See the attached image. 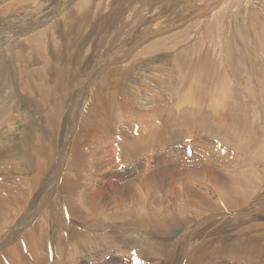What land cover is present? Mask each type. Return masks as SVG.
<instances>
[{"label": "rangeland", "instance_id": "1", "mask_svg": "<svg viewBox=\"0 0 264 264\" xmlns=\"http://www.w3.org/2000/svg\"><path fill=\"white\" fill-rule=\"evenodd\" d=\"M64 2L65 4H67L66 0H0V7L2 8V9L0 8V14H1L0 16V79L3 82L8 81L7 83H9L10 85L9 87L3 86L0 89V98H1L0 99V105H1L0 109L5 107V111H6L9 108L8 106H10L11 104L12 97L17 98L18 100H21L22 98H24L25 100L26 98V102L28 104H30L32 101H35L37 104V108L33 106L32 104L30 105L34 113L32 114L31 118H25L24 123H23L24 125L23 127H19V130L17 129V124L15 122L17 118L11 121H8V126L5 124H3L4 126L1 125V128L4 132L8 129L6 135L7 137H11L12 139L8 141H3L2 143L0 142V153H3L7 149H11L12 147H15V144L18 142L19 138L27 130L28 128L27 126H29L31 123H35L36 121L39 122V127L42 128L44 131H46L47 129L45 130L46 127L44 124H48L49 121L54 119V118L50 119L49 118L50 116L55 117L57 115L59 117V121H61L60 122L61 126H58L61 128V129L58 128L60 133L57 134V138L59 137L60 142L58 139L57 143L59 142L61 144L63 143L61 142V140L66 142V139H67V136L65 137L66 138L65 139L62 134L69 135L72 132L75 124L77 123L76 118L74 117V114H73L74 104L72 102L74 99H70L69 98L71 97L70 95L68 96L67 94V96L64 97L65 93L59 94L60 99L63 100L60 103L61 108H60V114H59V111L57 113L54 111L53 108L57 104L53 105L54 102L51 99L46 98L44 99V101L38 100L36 99L37 97H34L33 94L28 93V92L25 93L21 89H19L20 86L22 85L21 81L23 82V78L30 77V80L27 82V84L29 83L28 84L29 86L34 87L36 86V83H38L36 80L37 77H43L42 82H45L46 79H48V76H45V75L48 72L53 73L55 68L58 67L56 63H55L56 65L55 64L50 65V64H47V61H46L47 53L49 54L50 52L49 50L50 42L48 43L47 41L50 40L49 38L51 36L53 40L52 41L53 49L51 47L52 49L51 52H53V54L57 53L61 56V58H64V60L61 59L59 63L64 65L63 69H66L65 66L67 67L66 69L67 71L61 76L66 77L70 73L67 76L68 78L71 77L70 80H72L69 82V86L72 87V89L74 88L73 94H75L78 99L79 97H82L83 92L81 91H84L86 88H89L90 82L92 83L94 80H96V82L94 81V83H96L94 84V86L97 85V82L100 80L99 78L106 73L105 70L108 73V72H112L115 70L121 71L124 69V70H129L133 75L138 74L141 70H144L141 72L147 73V75L150 76V77L147 76L146 81H149L150 85L152 84V86H150L148 82L146 84L145 80L143 81L141 80L139 81V83H141L140 87H138L139 84L136 83V85L134 84L135 86L133 84L127 85L128 86L127 88L131 89L130 92L134 91L133 95L135 97L133 98H135V100L136 98H138V96L136 95H139L140 92L142 93V95L144 94L142 91L145 90L147 92L148 86H150L147 92L148 96L143 95V97L150 98L152 97V95L154 96L155 94L156 95L154 97H158L159 94L162 95L164 99L162 100V98L161 99L157 98L158 103H155V105L156 107L158 105V108H159V105L161 104L160 109L162 110V108H164V110L161 111V115L163 117L164 123L169 125V127H166V128L168 129L169 132H171L172 135H174V141L172 143L177 144V148L180 149V152L178 153L182 154L181 151H184L183 153L185 154V157H189L190 155L194 153L192 152V150L194 149L195 150L197 149L196 150L197 152H199L202 149H206L207 151L204 152L205 155H208L209 153L218 154L216 157L220 161V162L212 161L209 158L202 160L203 163L201 161L199 162V161H194V160H190L186 162L180 161V160H177V161L174 160L175 164L176 165L178 164L177 166L175 165L174 167H176L178 171L182 168L181 171H179V173L177 174L178 176L177 175L175 176L176 177L175 179L179 181V184L176 180H174V182L176 183L172 181L171 176H170L171 174H169L170 178L166 175V177L163 178L162 182L166 179L165 182L163 183L166 184L167 189L162 186L163 188L161 187V190H157L153 194L149 193L147 196L149 197V199L144 198L145 192L143 191L142 186L139 189L140 192L136 191V193L134 194L132 186H131L133 183L120 184L122 185V188L124 189V192L126 194L125 202L121 206L119 205L118 208L117 206L114 207L117 204L109 203L107 205V208L109 207L108 208L109 210L103 207H96V208L89 207L85 205V203H82L83 201L82 193L83 192L81 190L79 194L77 195V205L80 207L82 206L81 207L82 210L83 209L87 210V212H85V214L87 215V218L91 216V219H94L95 217L98 216L97 214L99 215L101 214L102 216H104L103 214H111L112 211H118L120 207L121 209L123 207L124 209L123 211L125 212L120 213L121 215L119 214V216L121 217L125 216L124 214L126 213V217H127L130 214H134V213L137 214L138 206L140 205L139 210L142 215H145V214H147V216L150 215L149 218H151L152 220H154V218L156 217H160V218L168 217V219L170 220L174 219L175 224H176L175 228L179 226V222H177L178 219H177L176 214L178 215L179 219H185V220H187L186 218L189 215L188 218L191 217L192 219L190 218V222L188 220V222L185 223L186 227L183 229L185 231H190L191 229H193L192 232L201 231L202 227L199 226V223L203 220H205L206 222L208 221L207 226L209 228L207 229V232H208L207 235L209 233H214L213 230H215L214 236H216L217 234H220V231H225L224 233L225 234L227 233L230 236V238H235V236L238 237L240 235H245L246 232H248L250 228L258 227V228L264 229L263 228L264 220H260V221L258 220L256 222H254V220H250L252 215L253 216L260 215L261 211L259 212V209L261 208L264 209V189H263L264 188L263 187L264 186L263 185L264 176H262L264 175V169H263L264 168V0H90L89 3H88V0L87 1L85 0L84 5L83 3L80 4V6L82 5L85 8L77 6V4H75L76 5L75 6L74 3H72V5H70L72 9L71 12L68 11L69 7L67 8L64 5ZM85 2H87V5L89 6H87ZM6 3L7 4L12 3V4L7 6ZM27 7L30 11L27 9ZM86 7H88L89 9H87ZM5 8L8 11L3 10ZM73 10H76V11L78 10L81 18L83 19L82 21H80V25L77 22V20H74L73 18H71L72 13L76 12V11L73 12ZM67 11L70 14L69 16H68V13H66ZM139 12H140V17L139 16L137 17L136 13H139ZM17 13L18 15H16ZM83 13H86V15L88 14V16L85 17ZM106 15H107V18H104ZM11 16L12 18L8 19ZM69 21L73 22L74 24L73 23L72 24L75 26H73L71 23L70 24L72 27L69 26V23H68ZM88 22L89 24L87 25ZM55 23H56L57 28L55 26ZM60 23L63 25H61ZM81 24L83 26H81ZM46 25L48 26L46 27ZM28 26L35 27V29H33L31 32H28L25 36L24 34H21L22 36L19 35ZM62 26L63 27L67 26V27L63 28ZM14 27L15 29L17 27V29L15 30ZM96 27H97V30H96ZM62 29L63 30L65 29L64 32ZM52 31L57 35H55ZM75 31L76 32L78 31L77 34L75 33ZM61 32L63 33L62 35H66V36L62 37ZM1 34H3V36H1ZM34 34L37 35V38L39 37L40 39L39 38H38L39 40L35 39L36 37L34 39H30L31 35H34ZM85 34L87 35L84 36ZM17 35L20 36L21 38H19ZM41 35L42 36L44 35L43 36L44 39ZM102 35L103 36L105 35V37H102ZM151 35L154 36V38ZM155 35H157V37ZM100 36L102 37L101 38L102 41L100 39ZM25 37H28V38H25ZM65 38L69 39L68 42H66L67 40H64ZM90 38L91 39L93 38V39L91 40ZM41 39H43V41H41ZM97 40H100L102 43ZM95 41L97 43H95ZM33 42H34V45H33ZM98 42L101 44L98 45L99 44ZM66 43H68V47ZM106 43L107 44L109 43L108 45L110 47L107 46ZM111 45H113V47ZM47 48L49 51L44 50ZM69 48L72 49V51L70 52L71 53L73 52L72 54L74 55H71V53L69 52V50L71 49ZM125 49H128V50H125ZM40 50L43 52L42 54ZM32 51L33 53H31ZM61 51H64L67 53H62ZM21 52H23L25 56H23V53ZM35 52L37 53V55ZM33 54H35V56H33ZM65 54L66 55L68 54V55L66 56ZM127 54H129L130 58H128L129 56L128 57L126 56ZM14 55L16 59L14 58ZM62 56H65V57H62ZM102 57L106 58V60L109 58L108 59L109 61L111 58L113 59L114 57H116V59L115 58L113 59V62L115 63L114 64L111 63L112 60L110 62L105 61L107 64L106 65L104 62L105 59ZM100 59L102 60V62ZM67 60L70 65L72 63V66H69L68 62L66 63ZM117 60L118 62H120V64L117 62ZM99 61H100V64H99ZM135 62H136V65L138 64L137 66L135 65ZM45 64H46V67L44 66ZM98 64L101 67V68L99 67L100 69L98 68L99 66ZM78 65L81 66V68ZM111 65L113 68L110 67ZM41 66L45 68H40ZM92 66L94 69L91 68ZM143 66L144 68L142 69ZM148 66L155 69V72H158L159 75L157 74L152 75L151 72L152 71L154 72V70L152 69L150 70L151 71L150 72L149 71L150 67L148 68ZM70 67L72 69H70ZM76 67L78 68L76 69ZM38 68L40 69V72ZM68 68L70 69V71H68ZM73 69L76 70V72ZM93 70H96V71H93ZM100 71L102 73H100ZM91 74H93V76ZM18 76H19V79H17ZM155 76L157 77V79L155 78ZM84 82L87 84H84ZM49 86H52V85H49ZM47 89L49 91L50 87H48ZM139 89H141L142 91ZM1 91L2 92L4 91V92L2 93ZM151 91L152 92L155 91V92L152 93ZM146 92H145V95H146ZM25 94H28V95L25 96ZM219 94L223 96L221 95L219 96ZM226 94H228L227 97L225 96ZM142 95L140 94V96ZM224 96L225 98L223 100ZM62 97L66 100L64 101ZM27 99L28 100L30 99L31 101H28ZM158 99L160 102L158 101ZM220 99L222 102L221 101L219 102ZM63 102H65L66 104ZM69 102L70 104L72 103L73 105L68 104ZM227 102L228 104L229 103L230 104L229 105L224 104ZM174 106L179 108V109L177 108L178 111L177 110L174 111L172 109ZM42 108L44 109L42 110ZM48 109L51 110V112L47 111ZM5 111H4V115H6ZM172 111L174 112L173 114H172ZM184 111L187 114H185ZM201 111L204 113H202ZM45 112L47 113V120L45 121L46 123L43 121V118L46 115ZM13 115H14V112H12V116ZM59 115L62 117V119ZM145 115H148L150 118L148 116L144 117ZM170 115L171 117L172 116L174 117V120L170 117ZM184 115L186 116L185 118L182 117ZM223 116L224 118L238 116L239 121L234 122V125H232L231 122L229 121H226L220 124L215 123V120L217 119V117H219L220 119L221 118L224 119ZM64 117L65 119H63ZM123 119H125L126 121H131L129 122V124L130 123L133 124V125L131 124L130 125L133 127L134 130L135 129L138 130L140 127L144 128L145 133L148 131L151 132L152 131L151 128H153L154 126L158 124V123L156 124L153 123L154 119H153V115L150 114V111L141 117L140 120L142 119L143 121L145 120L144 124L142 125L141 123L143 121L140 123V121L135 120L134 117L125 118L120 115H117L115 121L121 122ZM0 120H2L1 117H0ZM171 120H173L174 122ZM115 121H114L115 124L114 123L111 124L112 126L111 128L114 127L113 124L114 125L117 124ZM181 121H183L184 123L183 122L181 123ZM147 122H148V125H151V127L146 125ZM210 123H212V125H210ZM138 124L140 127L138 126ZM66 126H68V128L71 127L69 128L70 130H68ZM147 128H150V129L148 130ZM218 128H219V131L217 132ZM220 129L222 131L221 135H220L221 133ZM66 130L70 133L68 132L66 133ZM62 131L64 133H62ZM200 140H204V142L200 143ZM206 140L209 141L210 145L206 146V144H204ZM110 141H112L113 144ZM116 141H118L117 138L109 139L106 143L102 144V147L104 146L102 150L104 151V154L106 153V155H108L107 151L110 150V154L107 157H109L110 160L112 159L111 161H114L113 163L117 165L115 166L113 164L115 168L123 170L128 167L127 165L128 161L123 159L122 149L119 147ZM191 141L196 144L194 146H184L183 145ZM7 142H10V143H7ZM57 143H56V146L59 145V143L58 144ZM2 144L4 146H2ZM162 144H163L162 145L163 147L161 146L158 148V153L166 149L168 142L167 144L166 143H162ZM32 145L30 144L29 147ZM63 146L64 144H62V146L60 147L59 146L57 147L56 154L59 152V150ZM161 148H163V150ZM225 150H227L226 151L227 154L229 153L228 155L225 154L226 153ZM55 159L56 161L54 162V165L53 164H51V166L46 165L45 172L47 170H50V168H52L55 171L58 170L57 173L53 171L52 169L50 170L51 173L47 171L43 176L44 178H41L39 182L35 185L36 187L31 182L32 174L30 173L32 172H27L28 174L25 172L20 173V174L13 173V174H9L10 178L4 179L6 184H10L14 186L13 188L9 187L10 190L6 193V195L4 193L0 194V202L1 203L3 202L2 204L4 206H8V203L10 202L13 203V206H11L12 210L7 209L5 211V214L7 215L10 214L12 216H18L19 215L18 212L19 213L22 212V214H27V215H30L33 213L35 214L36 210L39 209L38 207L42 206L45 200L52 198L51 204H54V200H56L55 199L56 195L53 193L56 190L57 192L60 193L61 197L64 195L62 192H60L61 188L58 186L57 177L60 178L61 173L63 174V177L70 176V175L73 176L72 173H77V171L75 170L69 171V168L65 166V164H59V162L61 161V157L59 158L57 157V155H55ZM170 161L171 162L168 161L167 163H165L162 169L167 170L169 167L171 168V166L174 165L172 164L174 163V161L173 160H170ZM187 162L191 164H188ZM168 163H169V166H167ZM203 164L207 165L208 167L211 166V169H215V170H212V173L208 175L206 172L203 171V167H207V166H204ZM15 167L22 168V169L25 168L20 163L17 165L2 163L0 164V173L2 174V176L3 175L7 176L8 173L14 172ZM56 167L58 168L56 169ZM231 167L234 171L231 169ZM189 169L190 171H188ZM63 170H65L66 172ZM149 170H152V169H147L146 172H148ZM153 170H156V169H153ZM67 171H69L71 174L67 173ZM168 172H171V169H168ZM247 172H250L252 176L249 177L250 175L248 174L250 173H247ZM241 174L242 176L239 177ZM49 177L50 179H48ZM167 177L169 181L171 180V182L174 183V185L171 182H168ZM85 179H89V178L87 177ZM220 180L222 182L221 186L219 182ZM189 182H190V185L188 184ZM183 183L184 184L186 183L185 186L182 185ZM167 184H170V185H167ZM178 185L179 187L177 188ZM187 185H188V188H187ZM217 185H219L220 188ZM32 186L34 187L32 188ZM189 186L192 187V190H191V187ZM172 187L175 190L174 189L171 190ZM216 187H218L217 188L218 190H215ZM221 187H223L224 189ZM41 188L43 189V191ZM62 190H65V189H62ZM186 190L192 191L196 195L193 194V196L190 198H188L187 195L185 197L183 193H188ZM237 192L240 194V196ZM257 193L259 195H256ZM227 194L234 196V197L232 196V201L230 200L231 196ZM245 194L247 195L246 197H244ZM15 195H19V196H15ZM255 195L258 197H255ZM200 196L202 197L201 198L202 204H200L199 202L201 201V199L199 198ZM217 196L219 199L221 200L223 199L222 200L223 202H226L224 199V196H226L225 198L227 199V201L229 199V201H231V204H234L232 205L233 209L231 207V204L229 206L227 204H224L223 202H221V200L217 198ZM227 196H229V198H227ZM237 196L239 198H237ZM8 197H13V198H8ZM107 197H108L107 195H103L102 199H106ZM182 198H184V200ZM244 198L245 199L247 198L249 202L245 200ZM19 199H21V203L18 206L16 202ZM260 199L261 201H258ZM203 201L205 202L206 205L203 204ZM211 201L213 202V204L211 203ZM233 201L235 203H233ZM237 201H239L240 203H238ZM38 202L40 203L38 204ZM217 202H220V205H222V206H219L221 209L223 205H225L224 206L225 208L227 205L228 206L227 210L229 209V211L230 210L239 211V210H242L243 207L247 208L249 206H252V209L249 210L246 216L244 215L234 216L235 220L229 217L231 219V223H233L234 221L232 225H230L231 223H228L229 222L228 220H230L228 218H227L228 220L226 219L227 221L222 220V222L221 220L218 219L219 223L215 224L214 221H215L216 215H220L219 213L220 208L216 206V205H219ZM258 202L260 203L259 206H257ZM246 203H249V204L246 205ZM131 207L133 208V210ZM217 207L219 208V210L214 211L212 213L211 211L215 210ZM110 208H111V211H110ZM121 209H119V211ZM95 210H97L96 211L97 213L95 212ZM100 210H102V212ZM165 210L166 212L164 213ZM87 213H89V215ZM127 213L129 214L127 215ZM262 213L264 214V211H262ZM169 214L173 216L174 218H171ZM115 215L118 216V214H115ZM40 218L44 222L43 220L44 216L42 214L40 215ZM39 219H38V223H43L42 221H40L41 219L40 220ZM193 219L195 220V222H193L194 221ZM90 222L91 220L90 221L88 220V223ZM96 222L97 221H95V223ZM248 222H249V225H248ZM257 222H262L263 225L254 224ZM6 223H7V219H6ZM220 224H222V226L224 227V230H221L223 228H221L222 226ZM250 224L254 226H251ZM39 225H40V228L43 230L48 227V224L46 225L45 223L39 224ZM42 225L44 226V228H42ZM18 226H20V223H18ZM229 226L230 228H228ZM238 227L241 228L242 230L241 232H239L240 229L239 230L237 229ZM212 228H215V229H212ZM217 230H218V233H217ZM231 230H233V232ZM237 230H238V233L234 232ZM260 231L264 232V230H260ZM212 237L208 235V237L205 238V242H207V240H208L207 243L212 242ZM41 242L42 244L44 243L43 245H46L48 243L46 238H43ZM227 244H231V242L227 241L226 245ZM127 248L129 251V259L131 261V264H147L148 263L146 258L143 256L142 252L137 246L128 245ZM210 257L215 259V264L219 260V259H216L214 256H210ZM159 258L161 259L162 257H159ZM228 263L244 264L239 261L237 262L229 261ZM166 264H171V263L166 262Z\"/></svg>", "mask_w": 264, "mask_h": 264}, {"label": "bare ground", "instance_id": "2", "mask_svg": "<svg viewBox=\"0 0 264 264\" xmlns=\"http://www.w3.org/2000/svg\"><path fill=\"white\" fill-rule=\"evenodd\" d=\"M84 1L85 0H66L67 4H65V2H64V5L67 8L69 7L68 11L71 12L72 9H71L70 5H72V3H74V5L77 4V6H80L81 3H83V5H84ZM89 1L90 0H88V3H89ZM85 3L87 5V2H85ZM11 4H7L6 3L7 6L11 5ZM14 4H16V3H14ZM87 6H89V5H87ZM80 7H84V6L81 5ZM86 8L89 9L88 7H86ZM7 9H8V7H7ZM27 9H28V7H27ZM80 9H82V8H80ZM3 10L8 11V10H6V8L3 9ZM68 11L66 13H68V16H69L70 14H69ZM74 11H76V10H73V12ZM77 11L75 13H72V17L71 18H73L74 20H77V22L80 25V21H82L83 19L81 18L79 11L78 12ZM83 14H84L85 17L88 16V14L86 15V13H83ZM136 14H137L136 15L137 17L138 16L140 17V12L136 13ZM16 15H18V13ZM0 16H1V14H0ZM112 16H110V17H112ZM10 18H12V16L9 17L8 19H10ZM104 18H107V15ZM15 19H16V17H15ZM24 20H25V18H24ZM63 23H64V21H63ZM68 23H69V26H71V24L73 22L69 21ZM117 23H119V22H117ZM75 24H77V23H75ZM88 24H89V22L87 23V25ZM99 24H101V23H99ZM61 25H63V24H61ZM47 26L48 25H46V27ZM55 26H56V23H55ZM73 26H75V25H73ZM81 26H83V25L81 24ZM64 27H67V26H64ZM77 27H78V25H77ZM88 27H90V26H88ZM56 28H57V26H56ZM98 28H100V27H98ZM14 29H15V27H14ZM16 29H17V27H16ZM33 29H35V27L28 26L19 35L24 34V36H25L28 32H31ZM45 29H47V28H45ZM86 29H87V27H86ZM64 30H63V32H64ZM96 30H97V27H96ZM130 31H128V32H130ZM77 32L75 31L76 34H77ZM43 33H44V31H43ZM163 33H165V32H163ZM62 34L63 33L61 32V35ZM55 35H57V34H55ZM86 35L87 34H85L84 36H86ZM1 36H3V34H1ZM47 36H46V38H47ZM63 36H66V35H62V37ZM89 36H91V35H89ZM155 36L157 37V35H155ZM18 37L21 38L20 36H18ZM102 37H105V35L104 36L102 35ZM102 37L100 36V39ZM152 37L154 38V36H152ZM25 38H28V37H25ZM34 38L38 39L39 37L37 38V35H35V34L31 35L30 39H34ZM55 38H57V37H55ZM4 39H6V38H4ZM43 39H44V37H43ZM43 39H41V41H43ZM49 39L50 40H48L47 42L48 43L50 42V44H49L50 45V47H49L50 48L49 49L50 52H49V54L47 53L46 61H47V64H50V65H53V64L56 63L58 67L55 68L53 73H49L48 72L45 75V76H48V79H46L45 82H42L43 77H37L36 80H37L38 83H36V86H34V87L29 86L28 85L29 83L27 84V82L30 80V77L23 78V82L21 81L22 85L20 86L19 89H21L25 93L28 92V93L33 94L34 97H37L36 99H38V100H43L44 101V99H46V98L47 99H51L54 102L53 105L57 104L53 108L54 111L56 113L59 111V114H60V108H61L60 103H61V101H63V100L60 99L59 94H64L65 93L64 97L67 96V94H68V96L70 95L71 97H69V98L70 99H74L73 102H72L74 105L72 103L71 104L73 105V108H74V111H73L74 113L73 114H74V117L76 118V122L77 123L76 124L74 123L75 126H74V128H73L71 133L66 130V133L67 132L70 133L69 135L62 134L64 136V138L67 136V139L65 138L66 142L61 140V142H63L62 144H64V146L59 150V152L57 154H56L57 147L58 146L59 147L62 146V144L59 143L60 142L59 137L57 138V134L60 133V131L58 130V128H60V127H58V126H61V124H60L61 121H59V117L57 115L55 117L50 116L49 117L50 119H53V118L54 119L49 121L48 124H44L45 127H46L45 130L47 129L46 131H44L42 128L39 127V122H37V121L35 123H31L29 126H27V124H26V126L28 128H27V130L25 129L26 131L21 137L19 136L20 138L18 137L19 140L15 144V147L11 146L12 147L11 149H7L5 152L0 153V164L8 163V164L17 165V164L20 163L25 168L22 169V168L15 167L14 172L8 173L7 176H5V175L2 176V174L0 173V194L4 193L6 195V193L10 190L9 187H11V188L14 187V186H12L10 184H6V182L4 181L5 178H10L9 174H13V173L14 174H20V173H23V172H25V173L32 172V173H30V174H32V181L31 182L35 186L39 182V180L41 178H44L43 177L44 174L47 171L50 172V170L52 169V168H50V170H47L45 172L46 165H48V166L49 165L51 166V164L54 165V162L56 161L55 155H57V157H59V158L61 157V161L59 162V164H65V166H67L69 168V171L75 170V171H77V173H72L73 176L70 175V176H66V177H63V174L61 173L60 174L61 175L60 178L57 177V179H58V186L61 188L60 192H62L64 194L63 195L61 193L64 197L63 196L61 197L60 193L57 192V190H56L53 193V194L56 195V197H55L56 200H54V198H53L54 204H51V199L52 198H49V199H47L45 201L43 199L44 203L42 204V206L38 207L39 209L36 208L37 210H36L35 214L33 213L34 215L33 214H30V215L22 214V212L21 213L18 212V214H19V215L17 214L18 216H12L10 214L7 215V214H5V211L7 209L8 210H10V209L12 210L11 206H13V203L10 202V203H8V206H4L2 204L3 202L2 203L0 202L1 203L0 204V264H116V263L117 264H131V261L129 259V251H128V248H127L128 245L137 246L140 249V251L142 252L143 256L146 258V260L148 262L147 264H166V262L171 263V264H215V259L210 257V256H214L216 259H219L216 264H230V263H228L229 261H233V262L239 261V262H242L244 264H264V232L260 231V230H264L262 228H258V227L250 228L248 232L245 231L246 232L245 235H240L238 237L235 236V238H230V236L227 233L226 234L224 233L225 231H220V230H219L220 234H217L218 233V230H217V233H216L217 235L214 236L215 230H213L214 233H209L208 234L211 237L213 236L212 237V242L207 243L208 240H207V242H205V238L208 237V235H207V233H208L207 229L209 228L207 226V222L208 221L206 222L205 220H203V221H201L199 223V226L202 227V230L199 231V232H192L193 229H191L190 231L183 230L186 227L185 223H187L188 220L190 222V218L191 217L188 218L189 215L186 218L187 220H185V219H179L178 215L176 214L177 219H178L177 222H179V226L177 228H175L176 224H175V220L174 219L170 220V219H168V217L167 218L156 217V218H154V220H152L151 218H149L150 215L149 216H147V214L142 215L140 213V210H139L140 205L138 206V213L137 214L134 213V214L128 215L129 213H127V215H128L127 217H126V213L124 214L125 216H122V217L119 216L120 213L125 212V211H123L124 210L123 207H122V209L120 207L119 208V209H121L120 211H119V209H118V211H112V213H114V214H112V213L111 214H103L102 213L104 216H102L101 214L100 215L97 214L98 216L95 217L94 219H91V216H89L90 219L87 218V215L85 214V212H87V210H84V209L82 210L81 209L82 206L80 207V206L77 205V195L79 194V192L81 190L83 192L82 193V197H83L82 203H85V205H87L89 207H93V208L103 207L105 209H108L109 207L107 208V205L109 203H115L117 205H115L114 207L117 206V208H118L119 205L121 206L125 202V198H126V194L124 192V189L122 188V185H120V184L133 183L131 186H132L134 194L136 193V191L140 192L139 189L142 186V189L145 192V194L143 193L144 196H145L144 198L149 199V197H147L149 193L153 194L155 191L161 190L162 186L167 189L166 184L163 183V182H165L166 179L162 182L163 178L166 177V175L169 178L171 176V179H172L173 182H174V180H176L175 176L179 173V171H181L182 168L181 169L179 168L180 170L178 171L177 168L174 167L176 165L174 160H176V161L180 160V161H185V162L186 161H190V160H194V161H199V162L201 161L202 162V160H205V159L209 158L212 161H216L217 162V161H219V159L216 157L218 154L209 153L208 155H205L204 152L207 151L206 149H202L199 152H197L196 151L197 149L195 150L194 148H193L194 150H192V152H194V153L192 155H190L189 157H185V154L183 153L184 151H181L183 155L181 153H178V152H180V149L177 148V144L172 143L174 141V135H172L171 132H169L168 129L166 128V127H169V125L164 123L163 117L161 115V111L164 110V108H162V110L160 109V105H161L160 103H159L160 104L159 108H158V105H157V107L155 105V103H158L157 102V98H159V99L162 98V100L164 98L162 97L161 94H159L161 96L158 95V97H154L156 94L154 96L152 95L153 98L152 97H150V98L143 97V95L144 96H148L147 92L149 90V87L152 86V84L150 85L149 81H146V78L148 76L147 73L141 72V71H144V70H141L140 71L141 73L139 72L138 74H134V75L129 70H124V69L121 70V71L115 70V71L108 72V73L105 70V72L107 74L105 73L104 74L105 76L102 75L101 77H103V76L104 77L103 78L100 77L99 81L97 79L98 82H97L96 86H94V84H96V83H94V81L96 82V80H94L95 79V77H94V79H93L94 81L92 83L91 82L89 83L90 84L89 88H86L84 91H81V92H83V94L80 92L82 94V97H79V99H80L79 100L76 97V95L73 94V89L74 88L72 89V87L69 86V82L72 81V80H70L71 77L68 78L67 76L70 73L66 77H62L61 76L62 74H64L67 71L66 70L67 67L65 66L66 69H63L64 65L59 63V61L61 59L64 60V58H61V56L59 54H57V53L53 54V52H51V50L53 49V47H52L53 46V44H52L53 40H52L51 36H50ZM64 40H67L66 42H68L69 39L65 38ZM97 41H100V40H97ZM101 41H102V39H101ZM54 43H56V42H54ZM95 43H97V42L95 41ZM101 43H99L98 45H100ZM66 44H67V47H68V43H66ZM84 44H86V43H84ZM108 44H107V46H109ZM33 45H34V42H33ZM111 46L113 47V45H111ZM51 47H52V49H51ZM21 48H22V46H21ZM45 48H46V46H45ZM71 48H69V49H71ZM133 48H135V47H133ZM105 49H107V48H105ZM27 50H29V49H27ZM44 50H48V48L44 49ZM107 50H109V49H107ZM115 50H116V48H115ZM125 50H128V49H125ZM70 51H72V49L69 50V52ZM123 51H124V49H123ZM61 52L62 53H67V52H64V51H61ZM21 53H23V52H21ZM31 53H33V51ZM39 53H38V55H39ZM42 53L43 52L41 51V54ZM72 53H71V55H74ZM36 55H37V53H36ZM23 56H25L24 53H23ZM33 56H35V54H33ZM126 56L128 57L129 54H127ZM62 57H65V56H62ZM82 57H84V56H82ZM14 58H15V55H14ZM70 58H71V56H70ZM102 58H104V57H102ZM114 58L116 59V57H114ZM128 58H130V56ZM104 59H105L104 62L105 61H109L108 60L109 58L107 60H106V58H104ZM113 59L111 58L110 61L112 60L111 63L114 64L115 62H113ZM162 60H164V59H162ZM150 61H151V59H150ZM29 62H31V61H29ZM67 62H68V60L66 61V63ZM101 62H102V60H101ZM117 62H118V60H117ZM153 62H152V64H153ZM158 62H159V60H158ZM118 63L120 64V62H118ZM147 63H145V64H147ZM68 64H69V62H68ZM99 64H100V61H99ZM105 64H106V62H105ZM127 64H128V62H127ZM133 64H134V62H133ZM173 64H174V62H173ZM109 65H110V63H109ZM135 65H136V62H135ZM44 66L46 67V64ZM69 66H72V63H71V65L69 64ZM45 67L41 66L40 68H45ZM79 67L81 68V66H79ZM99 67H100V65L98 66V68ZM110 67L113 68L112 65ZM149 67L150 66H148V68ZM3 68H5V67H3ZM77 68L78 67H76V69ZM91 68H93V66ZM143 68H144V66L142 67V69ZM145 68H147V67H145ZM70 69H72V68L70 67ZM70 69L68 68V71H70ZM152 69L153 68L150 67L149 71L152 70ZM90 70H92V69H90ZM112 70H114V69H112ZM153 70H154V72L150 71L152 75H155V74L159 75L158 72H155V69H153ZM156 70H157V68H156ZM72 71H71V73H72ZM74 71L76 72V70H74ZM93 71H96V70H93ZM31 72H32V70H31ZM39 72H40V69H39ZM75 72H73V73H75ZM100 73H102V72L100 71ZM99 74H97V75H99ZM91 75L93 76V74H91ZM148 77H150V76H148ZM155 78L157 79L156 76H155ZM17 79H19V76H18ZM151 79H153V78H151ZM151 79H149V80H151ZM14 80H15V78H14ZM74 80H73V82H74ZM141 80L142 81L145 80L146 84L148 82V84L150 86L147 87V89H148V90L146 89L147 92L144 90L146 92V95H145L144 91L139 89L144 94L142 95V93L139 91L140 92L139 95H136V96H138V98H136V100H135V98H133V97H135L133 95L134 91L130 92L131 89L127 88L128 87L127 85H130V84H133V85L135 84L136 85V83H138L139 84L138 87H140L141 83H139V81H141ZM7 82L8 81L3 82L0 79V89L3 86L4 87H9L10 85ZM19 82H20V80H19ZM84 84H87V83L84 82ZM49 85H52V86H49ZM156 85H155V87H156ZM48 87H50L49 91L47 89ZM16 88H18V87H16ZM141 88H142V86H141ZM151 89H152V87H151ZM135 90H136V88H135ZM154 92H152V93H154ZM152 93H150V94H152ZM135 94H136V92H135ZM140 94L142 96H140ZM11 95H12V93H11ZM27 95L28 94H25V96H27ZM220 95L221 94H219V96ZM227 95L228 94H226L225 96L227 97ZM221 96H223V95H221ZM225 96L223 97V100H224ZM30 98H31V96H30ZM159 99H158V101H159ZM65 100L66 99H64V101ZM225 100H227V99H225ZM28 101H31V100L29 99ZM220 101H221V99L219 100V102ZM202 102H201V104H202ZM63 103H65V102H63ZM31 104L37 108V104H36L35 101H32L30 104H28L26 102V98H25V100H24V98H22L21 100H18L17 98L12 97L11 104H10V106H8L9 108L6 111H5V107L0 109V117L2 118V120H0L1 121L0 122V142L1 143L3 141H8V140L12 139L11 137H7V135H6L8 129L4 132L2 130V128H1V125L5 124V125L8 126V121H11V120L17 118V120L15 122L17 124V129L19 130V127H23V125H24L23 123H24L25 118H31L32 114L34 113L33 109L30 107ZM68 104H70V102ZM201 104H200V106H201ZM224 104L227 105L228 102L224 103ZM177 108L178 107L174 106L172 109L174 111H176ZM43 109L44 108H42V110ZM223 110H224V108H223ZM4 111H5L6 115H4ZM47 111L51 112V110H49V109ZM149 111H150V114L153 115V119H154L153 123H155V124L158 123V124L156 126H154L153 128H151L152 129L151 132L148 131V132L145 133L144 132V128L140 127L139 124L143 121V119L140 120L141 117L144 114H147ZM12 112H14L13 116H12ZM173 113L174 112L172 111V114ZM184 113H185V111H184ZM202 113H204V112H202ZM185 114H187V113H185ZM117 115H120V116L125 117V118L134 117L135 120L140 121V123L138 124V126L140 128L138 127L139 129L138 130L135 129L136 130L135 131L133 129V127L131 126L133 124L132 123H130L131 125L129 124V122H131V121H126L125 119H123L121 122L115 121ZM146 116H148V115H145L144 117H146ZM202 116H203V114H202ZM231 116H233V115H231ZM170 117H171V115H170ZM182 117L185 118L186 116L184 115ZM171 118L174 120L173 116ZM223 118H224V116H223ZM61 119H62V117H61ZM63 119H65V117ZM134 119H133V121H134ZM221 119L219 117H217V119L215 120V123H219L220 124V123H224L226 121H229V122H231L232 125H234V122H238L239 121L238 116L237 117H227V118H224L222 120ZM46 120H47V113H46V115L43 118L44 122ZM173 120H171V121H173ZM114 121L117 123L116 125H114L115 124ZM144 121L141 123V125L144 124ZM207 121H208V119H207ZM182 122L183 121H181V123ZM68 123H69V121H68ZM112 123H114L113 124V126H114L113 128H111L112 127L111 126ZM212 123H210V125H212ZM146 125H148V122H147ZM148 126L151 127V125H148ZM136 127H137V125H136ZM43 128H44V126H43ZM66 128H68V126H66ZM69 128H71V127H69ZM69 128H68V130H70ZM147 129L149 130L150 128H147ZM147 129H146V131H147ZM212 129H214V128H212ZM63 131H62V133H64ZM215 131H216V129H215ZM218 131H219V128L217 129V132ZM220 131H221V129H220ZM231 131H233V130H231ZM221 134H222V131H221L220 135ZM212 136H214V135H212ZM113 138H117L118 139V141H116V142L119 145V147L122 149L123 159L128 161V164H127L128 167L123 169V170H120V169L115 168L113 166V164L115 166H117V165L115 163H113L114 161H111L112 159L110 160L109 157H107L110 154V150H108V148H107L108 155H106V153L104 154V151L102 150L103 147H104V146L102 147V144L106 143L109 139H113ZM58 139H59V142H58L59 145L56 146V143H57ZM249 140H250V138H249ZM110 142L112 143V141H110ZM167 142H168V144H167ZM201 142L203 143L204 140H200V143ZM7 143H10V142H7ZM162 143H166L167 144L166 149L164 151L158 153V148L163 145ZM30 144L31 145L33 144V145L29 147ZM195 144L196 143L191 141V142H188V143L183 144V145L184 146H194ZM204 144H206V146L210 145L209 141H207V140L205 141ZM2 146H4V145L2 144ZM161 149L163 150V148H161ZM159 151H160V149H159ZM226 151L227 150H225V152ZM225 154L228 155L229 153L227 154V152H226ZM103 158H105L106 160L103 159ZM57 160H59V159H57ZM170 160L174 161V163H172L174 165L171 166L172 164L170 163L171 164L170 165L171 168L169 167L168 169H171V172H168V169L167 170L166 169H162V167L168 161L171 162ZM188 164H191V163H188ZM167 166H169V163H168ZM204 166H207V165H204ZM224 166H226V165H224ZM207 167H203V171L206 172L208 175H210L212 173V170H215V169H211V166H209L208 168ZM57 168L58 167H56V169ZM147 169H152V170H149L148 172H146ZM153 169H156V170H153ZM231 169H232V167H231ZM59 170H61V169H59ZM65 170H63V171H65ZM53 171H55V170H53ZM57 171H55V172L57 173ZM69 171H67V173H70ZM188 171H190V169ZM247 173H250V172H247ZM169 174H171V175L169 176ZM242 174L239 177H241ZM65 175H66V173H65ZM248 175H250L249 177L252 176L251 173L248 174ZM262 176H264V175H262ZM87 177L89 179H85ZM168 177H167V180H168ZM220 177H221V175H220ZM204 178H206V177H204ZM48 179H50V177ZM27 180H29V179H27ZM94 181H95V183H94ZM215 181H217V180H215ZM224 181H225V179H224ZM168 182H171V180L170 181L168 180ZM177 182L179 184V181H177ZM219 182H220V186H221V184H222L221 180ZM174 183H176V182H174ZM174 183H172V184L174 185ZM260 183H262V182H260ZM170 184H167V185H170ZM185 184L183 183L182 185L185 186ZM188 184L190 185V182ZM173 185H171V186H173ZM226 185H228V184H226ZM263 185H264V183H263ZM34 186H32V188ZM217 186H219V185H217ZM220 186H219V188H220ZM178 187H179V185L177 186V188ZM189 187H191V186H189ZM223 187H224V185H223ZM223 187H221V188H223ZM182 188H180V189H182ZM187 188H188V185H187ZM217 188L218 187H216L215 190H218ZM62 189H65V190H62ZM173 189L174 188L172 187L171 190H173ZM191 190H192V187H191ZM42 191H43V189H42ZM187 192L188 193H183V194H184L185 197L187 195L188 198L192 197L193 194H194L192 191H187ZM201 194H199V195H201ZM242 194H241V196H242ZM103 195H107L108 197L106 199H102ZM194 195H196V194H194ZM227 195H230V194H227ZM256 195H259V194L257 193ZM256 195H255V197H258ZM15 196H19V195H15ZM230 196H231L230 200L232 201V196L233 195H230ZM239 196H240V194H239ZM246 196L247 195L245 194L244 197H246ZM225 197L226 196H224V199H225L226 202H223L222 201L223 199L221 200L217 196V198L219 200H221V202H223L224 204H227L229 206L231 204V201H229V199L227 201V199ZM8 198H13V197H8ZM199 198L201 199L202 197L200 196ZM227 198H229V196H227ZM237 198H239V197L237 196ZM182 199L184 200V198H182ZM245 200L248 201L247 198ZM258 201H261V199L258 200ZM199 202H200V204H202V199ZM237 202L240 203L239 201H237ZM20 203H21V199L17 200L16 204L18 206L20 205ZM35 203H37V202H35ZM39 203L40 202H38V204ZM145 203H147V202H145ZM211 203L213 204L212 201H211ZM217 203L219 205H216V206H218V207L222 206V205H220V202H217ZM233 203H235V202L233 201ZM203 204L206 205L204 201H203ZM247 204H249V203H246V205ZM256 204H255V206H256ZM259 204L260 203L258 202L257 206H259ZM35 205H37V204H35ZM227 205H226V208L224 207L225 205H223L222 209L219 207L220 208V210H219V208L217 207L218 208V209L216 208L217 210L215 209V210L211 211L212 213L214 211H218V210L220 211L219 212L220 215H216L215 214L216 215L215 221L213 220L215 224L219 223L218 219L221 220V222H222V220L227 221L230 218L234 219V216H236V215H240V216L244 215V216H246V214L249 212V210L252 209V206L248 205L249 207H247V208L243 207L242 210H239V211L238 210H236V211L235 210H230L229 211V209L227 210V207H228ZM232 205H234V204H231V207L233 209ZM127 206H129V205H127ZM262 207H263V205H262ZM17 208H19V207H17ZM131 208H129V209H131ZM211 209H212V207H211ZM132 210H133V208H132ZM96 211L97 210H95V212ZM100 211L102 212V210H100ZM105 211H107V210H105ZM110 211H111V208H110ZM262 211H264V209H262V208L259 209L260 215H258V216L257 215H255V216L252 215L250 220H254V222H256L258 220L259 221L260 220H264V214L262 213ZM16 212H17V210H16ZM165 212H166V210L164 211V213ZM41 214L44 216V219H43L44 222L40 218ZM87 214L89 215V213H87ZM115 214H118V216L115 215ZM113 215H115V216H113ZM166 215H167V213H166ZM169 216H171V215L169 214ZM204 217H205V215H204ZM207 217H208V215H207ZM171 218H174V217L171 216ZM6 219H7V223H6ZM38 219L40 221H42L43 223H38ZM87 219L89 221L91 220L92 223L91 222L88 223ZM207 220H208V218H207ZM95 221H97V222L95 223ZM228 221H229L228 223H231V219L228 220ZM193 222H195V220ZM18 223H20V226H18ZM44 223L46 225L48 224V227L43 230V229L40 228L39 224H44ZM233 223H234V221H233ZM233 223H231L230 225H232ZM263 223H264V221H263ZM263 223L262 222H257V223H254V224L263 225ZM241 224H243V223H241ZM220 225L222 226V224H220ZM248 225H249V222H248ZM251 226H254V225H251ZM236 227H237V225H236ZM42 228H44L43 225H42ZM221 228H223V229H221ZM221 228H220L221 230H224L223 226ZM228 228H230V226ZM231 228H233V227H231ZM212 229H215V228H212ZM237 229L238 230L240 229L239 232L242 231L241 228H239V227ZM238 230L234 231V232L238 233ZM196 231H197V229H196ZM231 231L233 232V230H231ZM43 238L47 239L48 243L46 245H43L44 243L42 244V242H41ZM227 241L231 242V244H227L226 245ZM216 244H218V245H216ZM209 245H211V246H209ZM159 257H162V258L160 259ZM125 259H127V260H125Z\"/></svg>", "mask_w": 264, "mask_h": 264}]
</instances>
